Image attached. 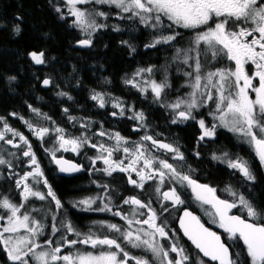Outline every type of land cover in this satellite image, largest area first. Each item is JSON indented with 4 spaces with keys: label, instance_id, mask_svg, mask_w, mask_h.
Masks as SVG:
<instances>
[{
    "label": "snow or ice",
    "instance_id": "6c2138e0",
    "mask_svg": "<svg viewBox=\"0 0 264 264\" xmlns=\"http://www.w3.org/2000/svg\"><path fill=\"white\" fill-rule=\"evenodd\" d=\"M65 3L68 14L75 18L73 26L80 28L84 33L85 38L77 41L81 47L92 46L93 34L107 27L106 24L97 23L96 17H103L106 20L108 14L103 11L81 10L77 5L95 3L114 6L119 9L118 18L138 19L146 27L153 29L166 27L171 30V34H161L146 44V48H154L158 44H171L181 35L174 30L175 28L199 29L189 42V47L177 49L174 57L189 69L183 72L188 78L186 86L191 89L186 96L178 97L172 102L165 99V89L171 87L166 74L161 82L150 79L144 80L142 84L136 79L143 77L145 72L151 75L153 72L151 67L138 69L133 77L124 83L137 88L141 93H146L150 89L154 102L170 109L174 114L171 121L173 124L197 120L193 114L194 110L213 105L209 115L216 123L208 126L204 119L197 120L202 130L198 140L214 139L218 127L227 129L253 149L261 166L264 167V0H65ZM54 10L61 13L58 6L54 5ZM122 13L131 15L124 17ZM60 18L65 19V16L61 14ZM16 31L19 32L18 27ZM121 43L135 51L128 41ZM29 55L36 64L45 63L43 51L39 53L33 51ZM218 58H226L232 62V66L209 68L208 65ZM8 79L12 81L15 77ZM50 83L49 79L43 81L45 86ZM59 95L66 96L67 93L61 92ZM68 99L72 97L68 96ZM91 99L97 101L99 107L105 106L104 94L94 92ZM112 106L119 109L120 116L124 115V107L119 100H115ZM32 111L40 115L38 109ZM64 111L67 113L68 109ZM111 115L116 116L117 113L113 112ZM75 119L69 116L70 121ZM129 119H135L141 122V127L144 126L143 112H135ZM0 123L3 124V128L0 129V141L17 149L25 147L22 156L29 158L28 167L31 169L15 181L17 189H20L22 203H13L6 196L0 198V209L4 210V214L0 215V251L6 254L11 264H129V261H134V264H152V261L144 256L131 255L122 244L150 252L159 264H239V253L234 254L231 249L233 245L240 247L241 242L250 264H264V210L244 194H238L232 186H226L223 191L233 199L231 201L222 199L217 195L216 188L199 183L188 172L178 169L166 159L150 155L144 143L130 149L126 146V139L118 132L109 134L101 130L96 133L100 137L108 136L110 140L115 141L114 145L106 146L104 143H92L86 134L70 137L66 136L65 130L59 126L54 129L37 128L25 121L28 129L42 142L51 132L55 133L54 147L45 148L44 151L51 156L61 173L79 172L82 166L63 157L58 158L56 153L72 151L79 154L80 149L87 145L96 149L98 153L95 157L88 158L93 170H99L95 169V165L97 161H102L105 167L99 171L108 176L116 171L124 172L127 174L128 183L141 190L148 181H158L155 192L164 201L171 202L174 208L183 205L185 201L181 199L175 186L161 192L165 182H175L190 189L195 201L201 206H208L205 214L211 218L212 223L223 230L224 236L222 238V234L206 227L199 216L184 208L182 215L177 218L179 230L197 250V255L193 256L173 239L176 236L175 230H166V224L157 223L158 217L155 209L151 207V201L145 203L135 196L128 197L123 200V204L132 206L130 213L125 214L119 210L113 212L111 198L107 192L103 197L75 202L73 207L82 205L83 210L88 211L92 210V205L97 199L102 201L106 199L108 202L96 210L112 212L114 216L125 221L127 227L115 223L102 225L110 232L118 233L120 239L110 238L108 235L101 237L91 230L88 233L77 231L66 218L57 220V214L63 205L44 176L27 137L10 127L5 118L0 117ZM80 127L87 129L89 125L81 123ZM8 133L12 134L13 139L6 138ZM16 137L19 138V143L15 142ZM141 140L151 142L153 148L171 153L173 160L185 159L179 148L172 144L164 143L147 134ZM117 151L125 154L127 164L124 160L113 159ZM8 155L16 157V153L9 152ZM195 155L199 157L200 153L196 152ZM212 159L238 172L246 182L255 183L256 176L246 160L230 156L227 152L220 155L213 153ZM0 165L12 168V161L0 155ZM189 170L191 171L190 166ZM133 173L137 179L132 178ZM30 180L32 183H29ZM40 184L44 185L46 192L33 186ZM102 187L107 189V185ZM30 198L40 201L50 198L55 203L56 213L51 214V224L48 226L50 233L43 240L40 237L45 235L46 225L28 211L21 213V209L25 208ZM161 208L164 212L168 211L163 204ZM237 208L242 209L246 217L233 214L232 210ZM141 209H147V213L140 211ZM145 215L147 217L145 219L138 218ZM169 231H172V237L169 236ZM57 233L60 234L58 237ZM68 235H74L77 239H68ZM158 238L172 242L165 246ZM78 244L93 249L106 247L108 250L99 254L81 252L78 249L74 252H64L65 248L74 249ZM170 253L176 255L170 256Z\"/></svg>",
    "mask_w": 264,
    "mask_h": 264
},
{
    "label": "trees",
    "instance_id": "16d2710c",
    "mask_svg": "<svg viewBox=\"0 0 264 264\" xmlns=\"http://www.w3.org/2000/svg\"><path fill=\"white\" fill-rule=\"evenodd\" d=\"M54 5L61 8V13L54 10ZM83 9L92 10L88 6ZM66 13L63 0H0V116H8L10 122L13 121V113L29 119L32 109H38L40 115L36 114L37 119L46 115L56 121V125L63 127L69 116H72L76 118L73 121L75 131H79L81 121L90 118L95 120V130H99V123L111 118L106 113L101 114L97 101L91 99L95 92V77L90 75L102 72L113 76L112 83L116 89L120 82L118 75L127 73L134 66H153L154 73H157L155 76L159 77V72L167 71L171 77L174 69V64L169 61L173 51L171 47H168V52L162 51L164 49L161 46L144 50L143 33L130 37L127 33L105 29L96 36L94 34L89 49H79L75 43L82 38L72 26V18ZM61 14L65 19L60 18ZM126 40L136 45L134 52L121 43ZM33 51L44 52L43 65L32 63L29 53ZM8 77L15 79L9 81ZM45 78L51 80L49 89L41 87ZM187 90L183 85L178 91L174 84L172 88L165 89L164 97L172 102L186 96ZM61 92L67 95H59ZM68 96L72 99H68ZM117 96L129 99L134 111L143 112L148 121L162 122L163 135L172 136L167 132L173 129V126L168 125L174 115L170 109L149 99L141 100V95L132 92ZM64 108L68 109L67 113L63 111ZM193 113L204 114L201 109ZM134 121L137 120L131 122ZM177 130L178 135L175 137L183 144L181 146L191 147L193 128ZM205 156L203 151L201 159L187 160L188 164L182 165L181 169H189L190 166V175L194 179L223 185L230 175L226 165ZM257 178L254 192L247 194L243 190V193L252 195L256 205L264 210V179L260 172ZM185 245L191 252L192 247L187 242ZM239 251V264H248L244 252Z\"/></svg>",
    "mask_w": 264,
    "mask_h": 264
},
{
    "label": "flooded vegetation",
    "instance_id": "af4514ba",
    "mask_svg": "<svg viewBox=\"0 0 264 264\" xmlns=\"http://www.w3.org/2000/svg\"><path fill=\"white\" fill-rule=\"evenodd\" d=\"M65 7L66 6L64 5V8ZM65 11L67 12V9H65ZM67 15L68 17L72 18V16H70L69 14ZM197 31H199V29H197ZM76 43H75V47H77ZM184 43L185 41H180V42L177 41L175 45H171L170 47L178 48V46L183 45ZM159 46H161L162 48H168L166 45H159ZM77 48L89 49L90 47H77ZM160 53L162 52L160 51ZM217 60L224 62V60L226 61L227 59L218 58ZM31 61L33 64L38 65L32 59ZM39 65H43V64H39ZM221 67H225V66L222 65ZM90 76L95 77V80L97 81L98 88L97 91L95 92L102 93L104 94V96L120 97L117 95H124L132 92L130 89V87L132 86L124 83V81L128 79L129 75L127 74L122 73L118 75V77L120 78V82L118 83L119 86L118 89H116L115 84L112 83L113 76L109 74L95 73ZM45 79H49V78H45ZM121 79L123 81H121ZM254 83H257V81H254ZM50 87H51V83L47 86V88L44 89H49ZM98 108L102 112L101 114L106 113V115L111 118V120L108 119L107 121L100 122L98 125V127H100L99 130H95V120L90 118H84L81 121V123H85L89 125L87 129L81 128L80 127L81 123H80L78 125L80 130L75 131L76 129L74 128L75 126L73 124V121L70 120H68V122H65V125L63 127L61 126L59 127L63 128L65 131L72 130L76 134L83 132L87 133L88 134L87 136L92 141V143L98 142L99 140H103L106 137H108V136L100 137L96 135V133L101 130L109 134L118 132L122 137H124L126 140L131 142L139 141L145 134L151 135L154 137V139H157L159 141H164L166 143L172 144L175 147H178L180 152L184 154L185 157L184 161L201 159L203 151L205 152L206 155L205 158L209 160H213L212 159L213 153H215L216 155H220L223 152H227L230 156L233 157L238 156L248 162L254 175L256 176L255 183L246 182L238 172L229 168H227V173L230 175L228 178H226V181L224 182L223 185L213 184L212 182H202L197 180L199 183L207 184L209 186L216 188L217 195L220 198L227 199L229 201H231L233 197H231L230 195H228V193L223 191V189L226 186L228 185L232 186L233 189L236 190L238 194H244L243 190H246L247 194H249L254 192L253 190L258 184L257 176L259 172L264 179V167L261 166L253 149L247 143L243 142V140L240 137L227 131V129L218 127L216 129V136L214 139L205 138L204 141L198 140L202 130L200 129L197 120L201 118L204 119L206 125L208 126H211L213 123H216V121L213 120L212 116L209 115V111L210 109H212L210 104L208 107L200 108L201 110H203L204 114L196 115L193 113L197 117V120H188L177 124H173L171 121L168 122V125L173 126L172 130L167 131L168 133L172 134L171 137H167V136L165 137L163 135L164 129L162 127L163 124L162 122L148 121L146 117H144L145 119L142 122L144 126L141 127V123L138 121L131 122L128 121L126 118H124L123 120H117L115 116L111 115L113 112L110 106L105 105L103 108L101 107ZM11 116L12 118L17 117V115H11ZM46 117L50 118L49 116ZM52 121L54 122L53 123L54 125L56 121L54 120ZM8 123L10 125L13 124L14 118L12 122L9 121ZM11 126L13 129L18 128L13 125ZM137 128L139 129L138 131L134 130ZM178 128H185V129L193 128L194 140L191 147L185 145L184 147L181 146L183 144L179 141L178 138L175 137L178 135V130H177ZM17 131L19 130L17 129ZM27 135L28 136L25 137H27V139L32 145V150L33 152H35L37 156L40 167L44 172V176L47 178L49 184L52 187V190L56 194L57 198L60 199L63 205V208L60 209L59 213L57 214V220L61 218H66L67 221H70L72 223V225L77 231L81 233H88L91 230V232L102 237L105 234L99 231V224L101 223H115L122 227H124V225L127 226L125 221L121 220L120 217L118 216H114L112 212H108V211L102 212L96 210L102 207L103 203L108 202L106 199L103 201L101 199H97L96 203L92 205V210H88V211L83 210L82 205L73 207V204L75 202L88 198H95L98 196L103 197L105 192H107V195L111 198V207L113 212L119 210L125 214H129L132 209V206L123 204V200L128 197L135 196L145 203L151 201V207L155 209L158 217L157 223L166 224V230H175L176 236L173 239L175 241L177 239H180V241L184 244L183 247L186 249H188V247L185 245L187 241L184 239L183 235L181 234L177 226L178 223L177 218L181 216L184 208H187L189 211H192L195 215L199 216L201 222L204 223L206 227H209L213 231L222 234V238H223L224 236L223 230L220 229L216 224L212 223L211 218L205 214V209L208 208V206L207 205L201 206L197 201H195L194 196L191 193L190 189L186 187H181L180 185L175 184V182H168V181L165 182V184L161 188V192L167 191L169 190L170 187L175 186L177 192L181 196V199L185 201L183 205L174 208L171 202L164 201L162 197L155 192V186L158 184V181L155 180L148 181L145 184V188L141 190L128 183L127 174L124 172L116 171L113 172L111 176H108L106 174L101 173L99 170H93V166L91 165V162L88 158L95 157L94 148H91L87 145H85L86 149L79 152V154L77 153L74 154L65 151H58L56 153L58 158L63 157L65 160H68L70 162L82 166V170L79 172L61 173L58 170V166L52 161L51 156L44 151L45 148L54 147L53 140L55 139V133L53 132L54 136L47 139V142L44 141L42 142L39 139L35 138V136H31L29 133ZM6 138L12 139V134L11 133L6 134ZM15 142L19 143V140L15 139ZM143 142L147 146L150 155L159 157L161 159L164 158V155H172L171 153H166L163 150H158L156 148H153L148 141H143ZM143 142L140 140V143ZM0 146L8 150V152L0 151V155H2L5 159L12 161V168H8L6 165H0V198L6 196L13 203H17V204L22 203V199L20 196V189H17L15 185V181L16 179L19 178V176H22L25 172L31 171V169L28 167L29 158L22 156V152L26 150V148L23 146L19 149L13 148L10 145L5 144L3 141H0ZM9 152L16 153V157L14 158L8 155ZM196 152L200 153L199 157L195 155ZM95 169H100V168H97L95 166ZM190 172L188 174H190ZM132 178L137 179L135 173L132 174ZM29 183H32V181L30 180ZM103 185H107V189L102 187ZM33 186L39 188V190L43 192L47 191V189L44 187L43 184L33 185ZM246 198L254 202L252 195H247ZM161 204H163L164 207L168 208L167 212H164L162 210ZM25 211H28L33 217L40 219L46 225L45 235L40 237L41 240L45 239L50 233V227L48 226L51 224V214L56 213L55 203L51 201L50 198L45 201H40L36 198H30L29 201L26 203L25 208L21 209V213H24ZM140 211L147 213V209H141ZM232 213L236 215H240L242 217H246L242 209L239 208L233 209ZM3 214H4V210L0 209V215ZM138 218L145 219L147 217L145 215V216H140ZM90 224L92 225L91 227L89 226ZM144 227L146 228L147 226L145 225ZM59 235L60 234L57 233V237ZM106 235H108L110 238H117L109 234ZM169 236L172 237V231H169ZM53 239H55V237ZM68 239H77V237L74 235H68ZM117 239L119 240V238ZM164 241L168 245L172 242L168 240H164ZM229 243L231 242L229 241ZM188 245L192 247L189 243ZM235 247L236 246L233 245L231 249V251L234 254L236 253ZM241 247H242V242H241ZM77 249L79 251H84L83 249H86L87 252H92L93 254H95V253H100L102 250L106 249V247H98L93 249L90 246L78 244L75 246L74 249L65 248L64 252H68V251L74 252ZM129 252L133 256H137V257L144 256L141 255L140 253H134L136 251H129ZM191 253L197 255V251L193 249V247ZM0 264H11V261L7 259L6 254L2 251H0ZM129 264H134V261H129Z\"/></svg>",
    "mask_w": 264,
    "mask_h": 264
},
{
    "label": "rangeland",
    "instance_id": "374dc122",
    "mask_svg": "<svg viewBox=\"0 0 264 264\" xmlns=\"http://www.w3.org/2000/svg\"><path fill=\"white\" fill-rule=\"evenodd\" d=\"M63 4L66 6L65 9H67V13L68 14V7L65 3V0H63ZM84 6H88V9H92V10H96V11H103L105 13L108 14V18L105 20L103 17H99L97 16L96 17V21L97 23H101V24H106L107 27L105 28H101L99 29L98 31H96L94 34L96 36V34H98L100 32V30H105V29H110L111 31H115L114 28H119L120 30L119 31H115V32H118V33H127L128 36L130 37H135L137 36L139 33H143L144 34V38L145 40L142 42L143 44V49L144 50H148V49H153V48H146L145 45L146 44H149L153 41V39L157 38L158 36H160L161 34H164V35H168V34H171V30L167 29L166 27L165 28H162V29H153L151 27H146L144 26L143 24H141L139 22L138 19H127V18H124V19H121V18H118L117 17V13L119 12V9H116L114 6H110V5H106V4H95V3H91V4H84V5H77V7H79L81 10H84L83 7ZM121 15H123L124 17H127L129 15H131L130 13H122ZM74 17H72V26H73V21H74ZM165 23L167 24L168 22L165 21ZM75 27V26H74ZM77 30H78V33L79 35L81 36V38H85L84 36V33L81 31L80 28L78 27H75ZM176 32H179L181 35L177 37V39L175 41H173L171 44H158L157 46L159 45H166L167 47H170L171 45H175L177 43V41H185V43L180 46V47H172L171 50L172 53H171V56L169 58V61L171 63L174 64V69L171 71V77H170V72H167V71H163V73H160L159 72V77L158 76H155V74L157 73H154V70L152 72L151 75H149L147 72L144 73L143 77H137L136 79L138 81H140L142 84H143V81L144 80H150V79H154L156 80L157 82H161L163 81V79L165 78V74L167 75V80H168V83L171 85V87L169 88H172L173 85L175 84L176 85V90H181L182 89V86H186V81H187V77H185L183 75V72L184 71H188V67L186 65H184L183 63L180 62V60H177V59H174V57L176 56V50L177 49H186L189 47V42L194 38V35H195V32L197 30H192V29H183V28H175L174 29ZM195 31V32H193ZM93 34V36H94ZM93 36H92V39H93ZM128 41L129 44L130 41L129 40H126ZM126 45V44H125ZM134 48L136 47L135 44H131ZM128 46V45H127ZM155 48V47H154ZM176 48V49H175ZM164 50L162 51H166L168 52V48H163ZM175 49V50H174ZM202 61H203V57L201 58ZM220 65H219V64ZM232 66V62L230 61H225L224 62H221L220 60H217V61H214L212 62L211 64L208 65L209 68H212V67H221V66ZM151 67L152 69H155L153 66H149ZM149 67H146V66H138V68H136L129 76H128V79L132 78L134 73L138 70V69H141V68H149ZM158 68V67H157ZM170 78V79H169ZM145 87H147V85H144ZM129 87V86H128ZM187 87V86H186ZM188 88V87H187ZM132 93L134 94H139L141 95V100H144V99H149L151 100L152 102L154 101V98H153V94L151 93V90L149 89L146 93H141L139 90H137V88H134V87H130ZM191 91L190 88H188V90L186 91L187 93ZM254 96V94H253ZM115 100H119L123 107H124V115L123 116H120L119 115V109L118 108H114L112 106L113 102ZM94 101V100H93ZM105 105L106 106H110L111 109H112V112H116L117 115L115 116V118L117 120H123L124 118H126L128 121H132L133 119H129V117L133 116L135 111L133 109V106H132V103H130V100L129 99H124L122 97H116V96H105ZM211 105V104H210ZM211 108H213V105H211ZM131 109V110H130ZM138 112V111H137ZM30 118L29 119H26L24 117H13L14 118V123L11 124L13 126H16L18 127L17 129L19 131H21L20 133H22L24 136H28L27 134L29 133L31 136H35L33 135V133L28 129L27 127V124L25 123V121L31 123L34 127H47L49 129H54L55 127H57L58 125H56V123L53 125V121L52 119H46L44 116L43 118L40 117V119H37L35 116H36V113L31 111L30 112ZM0 117H3V116H0ZM5 118V120L7 121V123L9 122L8 121V116L7 117H3ZM22 118V119H21ZM36 122V123H34ZM139 122V121H138ZM141 123V122H140ZM8 125L10 127H12L9 123ZM3 128V124L0 123V129ZM17 129H14L17 131ZM82 134H86L88 135L87 133H75L74 131L72 130H67L65 131V135L66 136H70V137H80ZM53 132H51L49 134V136H46L44 138V142H47V139H49L50 137H53ZM36 138V136H35ZM13 139V137H12ZM15 139L19 140L18 137H16ZM141 140V139H140ZM140 140L139 141H136V142H131V141H127V147H129L130 149L131 148H134L135 145L139 144L140 143ZM142 141V140H141ZM54 142V145H55V139L53 140ZM143 142V141H142ZM96 144H99V143H104L106 146H111V145H114L115 141L114 140H110L108 137H106L105 139L103 140H99L98 142H95ZM144 143V142H143ZM2 149H5L4 147L0 146V151L1 152H8V150L4 151ZM85 146L83 148L80 149V152L85 150ZM67 152H71V153H74L72 151H67ZM76 154V153H74ZM94 154L95 156L98 155L97 153V150L94 149ZM93 154V156H94ZM113 159L114 160H124V163L127 164L128 163V160L125 159V154L122 152V151H117L114 153L113 155ZM163 159H166L169 163H172L174 164L175 166L178 167V169L180 170H183L185 172H190L189 169H181V166L182 165H186L188 164V162L185 160L183 161H178V160H173L172 159V155H164V158ZM97 168H100L99 170H102L105 165L103 164L102 161H97L96 165H95ZM101 173L105 174L103 171H100ZM243 211V210H242ZM244 215H246V213L243 211ZM103 224H107V223H101L99 224V231L103 234H109V235H112L114 237H117L120 239L119 237V234L118 233H115V232H110L106 227H103L102 225ZM90 227L92 226L91 224L89 225ZM124 227H127L124 225ZM159 239V238H158ZM181 246H183L184 244L180 241V239H177L176 240ZM159 242L161 244H164L165 246H168V244H166V242L162 239H159ZM123 246L128 249L129 251H136L134 253H140L141 255H144V257L150 259L152 261L153 264H159L158 261H156L153 257H152V254L150 252H146L144 251L143 249H135V248H131V246L129 245H126V244H123ZM236 248V253H239L240 255V250L243 251V246L242 247H235ZM186 249V248H185ZM84 251H81V252H87L86 249H83ZM108 249H104L102 251H107ZM186 251L188 253H191L188 249H186ZM95 254H99V253H95ZM192 254V253H191ZM176 254L175 253H170V256H175ZM193 256H195L194 254H192ZM244 255L246 256V253L244 252ZM248 264H250V262L248 261Z\"/></svg>",
    "mask_w": 264,
    "mask_h": 264
},
{
    "label": "water",
    "instance_id": "95a60500",
    "mask_svg": "<svg viewBox=\"0 0 264 264\" xmlns=\"http://www.w3.org/2000/svg\"><path fill=\"white\" fill-rule=\"evenodd\" d=\"M76 46L77 47H81V46H79V44L78 43H76ZM41 86H42V88H47V86H45L44 84H43V82H42V84H41ZM97 106L99 107V105H98V103H97ZM149 142V141H148ZM162 142H164V141H162ZM150 144H151V142H149ZM164 143H166V142H164ZM183 213V212H182ZM182 215V214H181ZM177 226H178V228H179V223H177ZM181 232V234L183 235V232L182 231H180ZM183 237H184V239L193 247V249H195L194 248V246L191 244V242L187 239V237H185L184 235H183ZM196 250V249H195ZM197 251V250H196ZM200 255H202V254H200ZM205 260H207V258H204Z\"/></svg>",
    "mask_w": 264,
    "mask_h": 264
},
{
    "label": "bare ground",
    "instance_id": "6f19581e",
    "mask_svg": "<svg viewBox=\"0 0 264 264\" xmlns=\"http://www.w3.org/2000/svg\"><path fill=\"white\" fill-rule=\"evenodd\" d=\"M135 69H136V66H134L132 69H130L127 73H124V74L130 75ZM100 73H102V72H100ZM103 74H105V73H103ZM97 88H98L97 87V81L95 80V91H97Z\"/></svg>",
    "mask_w": 264,
    "mask_h": 264
}]
</instances>
